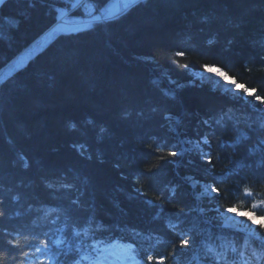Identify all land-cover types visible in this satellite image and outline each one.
I'll use <instances>...</instances> for the list:
<instances>
[{
    "label": "trees",
    "instance_id": "16d2710c",
    "mask_svg": "<svg viewBox=\"0 0 264 264\" xmlns=\"http://www.w3.org/2000/svg\"><path fill=\"white\" fill-rule=\"evenodd\" d=\"M91 1L101 21L57 31L0 83L2 264L114 242L154 248L159 264L264 252V0H140L109 20L114 0ZM68 4L6 2L0 71ZM209 68L240 93L195 77ZM232 215L249 230L258 219L260 239L225 228Z\"/></svg>",
    "mask_w": 264,
    "mask_h": 264
},
{
    "label": "rangeland",
    "instance_id": "374dc122",
    "mask_svg": "<svg viewBox=\"0 0 264 264\" xmlns=\"http://www.w3.org/2000/svg\"><path fill=\"white\" fill-rule=\"evenodd\" d=\"M136 1H139V0H114L109 11H112V12H118L119 11L120 12L124 7L130 6L133 3H135ZM86 25H87L86 20H84V23H82V24H79V23L77 24V26H80L78 29H82V28L86 27ZM60 28L55 30V32L51 33L48 36L47 35L43 36L41 39H39L36 43H34L30 47L31 49L30 48L28 49L29 51L28 50L25 51V53H23L20 57L15 59L10 65H8L5 69H3L0 72V83L4 80L8 79L15 71H17L20 67H22L26 60L34 57L39 51H41L49 43V41L52 39V37L55 35V33L58 30H60ZM63 28H64V30H67V31L69 30V29H66L65 26H63ZM209 69H213V68H209ZM209 69H206V70H204L198 74H195V77H197L199 79H208L209 77H214L215 80L218 81L219 85L227 87L230 90H233V92H235V93H240V90H241L240 87L235 85V83L231 79L227 78L224 73H222L219 70L210 71ZM193 147H196V145L193 144ZM234 218L237 219L236 222L234 221ZM238 219H240V218L232 215V216H229V218H227L223 222V224H226L227 226L228 225H231V226L232 225H238L240 228H244V229H246L249 226L248 224L245 223V221H241ZM251 222H252L251 226L257 227L260 221L258 222L257 220H254V222H253V220H252ZM251 229H253V228H251ZM199 251H201V250L198 249V251L195 254L197 255Z\"/></svg>",
    "mask_w": 264,
    "mask_h": 264
},
{
    "label": "bare ground",
    "instance_id": "6f19581e",
    "mask_svg": "<svg viewBox=\"0 0 264 264\" xmlns=\"http://www.w3.org/2000/svg\"><path fill=\"white\" fill-rule=\"evenodd\" d=\"M69 2L71 0H68ZM83 5L86 6V8H94V5H93V2L91 0H81ZM142 1H145V0H142ZM182 3V2H181ZM138 4V3H137ZM126 9V7L123 8V11ZM157 22V21H156ZM159 23V22H157ZM79 24H82V23H79ZM160 25V24H159ZM160 27V26H158ZM21 56V55H20ZM19 56V57H20ZM5 69V68H4ZM2 71V70H1ZM0 71V72H1ZM154 75V74H153ZM160 92L170 98H173L174 97V90H173V87L171 85V83H164L163 86H161V89H160ZM190 144L187 143L186 141H182V147L183 149L186 151L187 147L189 146ZM193 184V183H192ZM194 185V184H193Z\"/></svg>",
    "mask_w": 264,
    "mask_h": 264
},
{
    "label": "snow or ice",
    "instance_id": "6c2138e0",
    "mask_svg": "<svg viewBox=\"0 0 264 264\" xmlns=\"http://www.w3.org/2000/svg\"><path fill=\"white\" fill-rule=\"evenodd\" d=\"M209 70H210V71H216V69H209ZM50 211H54V209H53V210H50ZM259 226L262 227V228H264V224H261V225H259ZM170 227H171V225H170ZM15 243H16L17 245H19V244H20V240L17 239V240L15 241ZM42 243H44V244L46 245V242H45V241H42ZM59 243H60V241H57V244H59ZM180 246L183 247V248H185V249L190 248V247H191V240L188 239V238L182 240ZM209 250H210V251H214L213 249H209ZM37 251H39V249H38ZM154 259H155V258L153 257V260H154ZM40 264H50V261H40ZM161 264H164V261H162Z\"/></svg>",
    "mask_w": 264,
    "mask_h": 264
},
{
    "label": "built area",
    "instance_id": "2783aa9c",
    "mask_svg": "<svg viewBox=\"0 0 264 264\" xmlns=\"http://www.w3.org/2000/svg\"><path fill=\"white\" fill-rule=\"evenodd\" d=\"M81 4H83L81 0H71L70 7L72 9H75V8L79 7Z\"/></svg>",
    "mask_w": 264,
    "mask_h": 264
},
{
    "label": "water",
    "instance_id": "95a60500",
    "mask_svg": "<svg viewBox=\"0 0 264 264\" xmlns=\"http://www.w3.org/2000/svg\"><path fill=\"white\" fill-rule=\"evenodd\" d=\"M9 0H0V8L6 3L8 2Z\"/></svg>",
    "mask_w": 264,
    "mask_h": 264
},
{
    "label": "clouds",
    "instance_id": "9594fccd",
    "mask_svg": "<svg viewBox=\"0 0 264 264\" xmlns=\"http://www.w3.org/2000/svg\"><path fill=\"white\" fill-rule=\"evenodd\" d=\"M3 259H4V254H0V264H2Z\"/></svg>",
    "mask_w": 264,
    "mask_h": 264
}]
</instances>
